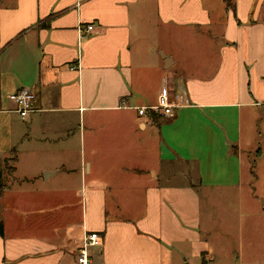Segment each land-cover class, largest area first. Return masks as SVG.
<instances>
[{"label":"crops","instance_id":"crops-1","mask_svg":"<svg viewBox=\"0 0 264 264\" xmlns=\"http://www.w3.org/2000/svg\"><path fill=\"white\" fill-rule=\"evenodd\" d=\"M262 103L264 0H0V264H77L90 230L91 264H213L200 191L242 187Z\"/></svg>","mask_w":264,"mask_h":264},{"label":"rangeland","instance_id":"rangeland-1","mask_svg":"<svg viewBox=\"0 0 264 264\" xmlns=\"http://www.w3.org/2000/svg\"><path fill=\"white\" fill-rule=\"evenodd\" d=\"M242 130L244 137H248V143L243 146L246 170L242 187L200 191L203 204L206 205V216L211 218L209 228H215V232L221 228L225 235L214 238L213 264H233L232 260L236 261L239 254L244 257L245 264H264V175L257 181L253 177V173L257 172L255 162L259 160L258 150L261 149L264 154L263 103L253 106L250 113L244 111ZM13 161L14 153L11 151L6 156L9 171ZM261 161L264 166V155ZM240 192L241 197L235 198L234 195Z\"/></svg>","mask_w":264,"mask_h":264},{"label":"built area","instance_id":"built-area-1","mask_svg":"<svg viewBox=\"0 0 264 264\" xmlns=\"http://www.w3.org/2000/svg\"><path fill=\"white\" fill-rule=\"evenodd\" d=\"M95 27L94 23H89L87 26L82 27V37L86 35V32L93 30ZM77 64L71 65V68H77ZM10 99L16 104V111H18L22 117H26L27 114L34 110L36 94L35 92L27 87H23L18 91L12 93ZM123 107H127V104H123ZM172 104L168 98L167 93H162L159 97L158 104L151 107L154 110H163L166 114H172ZM147 106H140L139 112L146 114L148 111ZM102 244V235L98 231H86L82 242L78 248L77 253V264H91L92 262V249L93 247L100 246Z\"/></svg>","mask_w":264,"mask_h":264},{"label":"trees","instance_id":"trees-1","mask_svg":"<svg viewBox=\"0 0 264 264\" xmlns=\"http://www.w3.org/2000/svg\"><path fill=\"white\" fill-rule=\"evenodd\" d=\"M259 153H260V149L258 150V154ZM15 160H16V155L14 156V161ZM4 161L6 163V158L4 159ZM14 168H15V165H12L11 170L14 169ZM2 186H3V183L1 181V172H0V190H1ZM0 232L3 233V226H2V224H0Z\"/></svg>","mask_w":264,"mask_h":264}]
</instances>
